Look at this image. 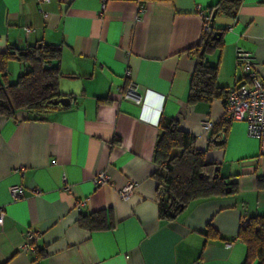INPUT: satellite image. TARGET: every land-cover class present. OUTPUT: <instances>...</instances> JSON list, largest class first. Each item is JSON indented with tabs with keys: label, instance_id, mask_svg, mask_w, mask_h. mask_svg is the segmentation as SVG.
I'll list each match as a JSON object with an SVG mask.
<instances>
[{
	"label": "crops",
	"instance_id": "1",
	"mask_svg": "<svg viewBox=\"0 0 264 264\" xmlns=\"http://www.w3.org/2000/svg\"><path fill=\"white\" fill-rule=\"evenodd\" d=\"M217 1L107 0L101 14L102 0H0V53L62 44L59 91L71 99L45 120L25 111L0 117V205L6 210L0 264L245 263L239 230L264 215L260 141L248 135L245 121H231L224 146L209 148L214 129L205 124L224 118L226 96L188 103L196 65L190 49L204 33L197 6ZM214 26L225 29L223 47L206 56L217 67L218 86L228 91L244 80L238 47L253 53L264 81V0H243L236 18L215 15ZM7 68L9 83L25 70L16 60ZM129 79L138 84L142 104L124 96ZM162 118L194 136L195 147L237 190L194 199L177 215L161 217L153 173ZM101 170L111 179L97 186ZM129 182L135 189L124 200L120 189ZM14 185L25 189L23 198H13ZM80 201L86 202L78 210ZM101 210L112 227L79 224L81 214ZM209 225L217 234H209ZM28 230L37 237L22 249Z\"/></svg>",
	"mask_w": 264,
	"mask_h": 264
},
{
	"label": "trees",
	"instance_id": "2",
	"mask_svg": "<svg viewBox=\"0 0 264 264\" xmlns=\"http://www.w3.org/2000/svg\"><path fill=\"white\" fill-rule=\"evenodd\" d=\"M243 0H218L206 7L212 15L224 14L236 18ZM227 30V28H226ZM224 33L225 29L212 27L205 32L190 52H194L196 65L190 77L188 103L212 102L227 96V89L216 82L217 67L209 64L206 56L223 47L222 35L214 38V33ZM62 44L39 43L25 48H11L0 53V117L14 118L25 111L33 120H45L57 109L66 108L60 103L65 96L59 91V81L63 75L60 59ZM16 60L25 70L15 82L6 80L8 62ZM229 90V89H228ZM231 121L223 118L213 124L209 148L223 147L226 129ZM161 133L155 148L157 170L153 177L158 183L159 213L171 218L180 213L190 201L198 198L233 193L237 190L234 182L220 177L216 164L207 160L205 153L195 147V138L178 128L176 121L162 118L159 122ZM79 224L90 230L106 229L113 226L105 210L91 214H81ZM209 234H217L209 225ZM238 238L247 246L244 264H264V215L249 218L248 224L239 230Z\"/></svg>",
	"mask_w": 264,
	"mask_h": 264
},
{
	"label": "built area",
	"instance_id": "3",
	"mask_svg": "<svg viewBox=\"0 0 264 264\" xmlns=\"http://www.w3.org/2000/svg\"><path fill=\"white\" fill-rule=\"evenodd\" d=\"M45 2L49 0H39ZM107 0H102L101 14L106 9ZM197 11L200 18L203 21L204 31L211 32V15L208 11L198 5ZM31 29L27 28V32ZM236 66L244 73V80L236 86L231 87L225 100V114L224 118L229 121H245L247 123V132L250 137L259 139L261 144V152L264 153V81L259 77V73L256 67L255 57L249 50L238 47L236 49ZM130 70L126 71L125 78L130 77ZM138 84L130 80L128 81L126 92L124 96L126 98L134 100L138 104L143 103V97L138 93ZM213 124L207 122L205 124L206 129H211ZM111 177L107 170H101L95 177V184L97 186L106 184L110 181ZM135 189L133 182L127 183L120 189V195L122 199L128 200L131 198ZM65 191H70L68 184L64 187ZM13 198L21 199L25 196V189L20 185H14L10 187ZM40 189H35V194H40ZM86 201H80L77 204V209L81 210ZM6 210L0 205V226L4 224ZM247 223L244 222L243 226ZM37 233L28 230L24 234V242L22 249L29 247L36 239Z\"/></svg>",
	"mask_w": 264,
	"mask_h": 264
},
{
	"label": "water",
	"instance_id": "4",
	"mask_svg": "<svg viewBox=\"0 0 264 264\" xmlns=\"http://www.w3.org/2000/svg\"><path fill=\"white\" fill-rule=\"evenodd\" d=\"M214 20H215V13L212 15L211 17V26L213 27L214 26ZM222 35L221 32L219 31H216L214 33V38H219L220 36ZM60 103L62 106H65V107H68L71 105V99L70 97L68 96H63L61 99H60ZM216 170H218V168L216 167Z\"/></svg>",
	"mask_w": 264,
	"mask_h": 264
},
{
	"label": "rangeland",
	"instance_id": "5",
	"mask_svg": "<svg viewBox=\"0 0 264 264\" xmlns=\"http://www.w3.org/2000/svg\"><path fill=\"white\" fill-rule=\"evenodd\" d=\"M23 67H24V66H23ZM23 72H24V71H23ZM23 72H22V73H23ZM16 76H17V75H16ZM13 80H14V82L16 81V79H13ZM11 82H12V81H11Z\"/></svg>",
	"mask_w": 264,
	"mask_h": 264
}]
</instances>
